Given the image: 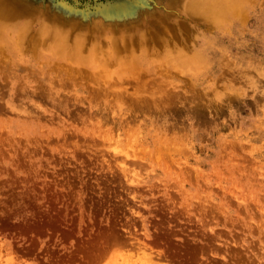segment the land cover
<instances>
[{
	"label": "rangeland",
	"instance_id": "obj_1",
	"mask_svg": "<svg viewBox=\"0 0 264 264\" xmlns=\"http://www.w3.org/2000/svg\"><path fill=\"white\" fill-rule=\"evenodd\" d=\"M232 3L0 0V264H264V0Z\"/></svg>",
	"mask_w": 264,
	"mask_h": 264
},
{
	"label": "bare ground",
	"instance_id": "obj_2",
	"mask_svg": "<svg viewBox=\"0 0 264 264\" xmlns=\"http://www.w3.org/2000/svg\"><path fill=\"white\" fill-rule=\"evenodd\" d=\"M196 0H192V2H195ZM215 3H217V6L219 7V15H226L231 12V7L233 6L232 0H215Z\"/></svg>",
	"mask_w": 264,
	"mask_h": 264
}]
</instances>
